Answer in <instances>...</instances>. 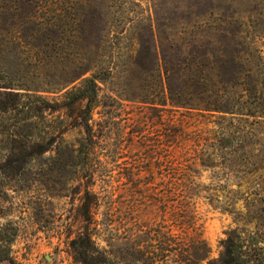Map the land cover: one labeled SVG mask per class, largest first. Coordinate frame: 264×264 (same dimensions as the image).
Wrapping results in <instances>:
<instances>
[{
    "label": "rangeland",
    "instance_id": "1",
    "mask_svg": "<svg viewBox=\"0 0 264 264\" xmlns=\"http://www.w3.org/2000/svg\"><path fill=\"white\" fill-rule=\"evenodd\" d=\"M257 1L46 0L44 15L50 21L57 12L61 16L56 25L62 31L60 38L49 39L59 46H49L45 64L36 55L37 65L29 67L26 76L30 87L50 91L41 97L51 107L58 106L33 108L37 116L27 119L26 108L19 107L11 115L0 113V264H80L71 241L86 231L98 235L99 247L108 250L111 224L107 223L113 219L114 205L125 212L130 207L149 222L163 201L171 212L170 187L193 146L200 118L183 109L164 111L142 100H160L159 83L166 76L162 61L174 65L184 43L190 46L196 36L217 50L220 37L214 28L232 27L223 21L226 13L239 17L246 42H255L257 49L251 56H264V11L255 9ZM153 45L158 60L155 71ZM241 46L246 56L244 41ZM89 60L96 63L97 76L106 78L98 82L93 107L87 111L86 99L68 106L67 88L61 85L79 70L74 64ZM262 72L257 69L259 76ZM170 75L169 85L175 88L179 78ZM78 83L80 79L74 82ZM31 92L25 100L34 99ZM240 117L249 133L238 144L231 180L220 176L215 187L233 194L230 190L237 189L241 177L252 171L249 189L262 193L264 119ZM3 122L16 133L12 151L4 149ZM22 143L26 151L19 150ZM16 162L21 164L18 169L9 168ZM218 170L228 172L223 166ZM211 173L203 170L200 181L210 184ZM145 206L152 220L144 214ZM198 206L210 258L219 256L221 241L235 230L256 241L251 264H264V201L251 208L254 215L249 224L238 213H245L241 203L231 213L204 200Z\"/></svg>",
    "mask_w": 264,
    "mask_h": 264
},
{
    "label": "trees",
    "instance_id": "2",
    "mask_svg": "<svg viewBox=\"0 0 264 264\" xmlns=\"http://www.w3.org/2000/svg\"><path fill=\"white\" fill-rule=\"evenodd\" d=\"M45 3L46 0H0L1 114L11 115L21 107L27 109V119L37 116L32 113L33 108L54 109L58 106L55 104L51 107L41 97V93L50 91L39 85L30 87L26 76L29 67L37 65L33 62L36 55L41 56L40 62L45 64L49 46H59L58 41L49 42V39L60 38L62 31L56 25L61 21V16L57 12L56 18L50 21L43 13ZM72 5L73 2H70L69 8ZM254 7L264 11V0L257 1ZM238 19L234 13H226L223 21L232 27L214 28L220 37L216 40L218 46L215 52L208 46L211 43L207 39L200 40L195 36L190 46L184 43L179 47L174 65L171 62L170 66V62L163 59L166 76L159 83L160 100L148 97L142 100L157 104L164 111L183 109L200 118L195 127L193 146L188 156L181 160L170 187V196L173 197L171 212L163 201L154 221L149 222L142 221V217L130 207L125 212L123 207L114 205L113 219L107 223L111 224L108 250L99 247L97 240L100 238L91 231L81 233L71 241L74 257L80 264L252 263L256 241L245 239L235 230H232V237L227 236L221 241L219 256L210 258V247L201 233L202 217L198 206L204 200L213 208L231 213L236 212V205L241 203L245 213L242 214L240 210L238 213L249 224L254 215L251 208L258 201H264V192L255 193L249 189L252 171L241 177L243 183H238L237 189L230 190L233 194L227 193L225 188L215 187V183L221 180L220 176L225 181L231 180L238 144L249 133L245 130L246 121H242L240 116L264 119V75L257 73L258 68L264 70V56H251L257 46L254 41L246 42ZM71 20H75L74 17ZM243 41L248 48L246 56L241 54L244 51L242 46L238 47ZM153 48L156 61L152 71H155L158 60L155 45ZM95 64L91 60L74 64L79 70L63 81L61 87L67 88L64 97L68 98V106L86 99V110L93 107L98 82L106 78L97 76ZM103 68L107 74L110 73L108 66ZM86 73L90 75L83 77ZM170 73H176L179 78L175 88L169 85ZM78 79L80 83L74 84ZM29 91L34 94L33 100H25L30 96ZM252 98L253 102L250 101ZM10 126L2 123L7 142L4 149L7 151H12L16 136ZM19 148L26 151L25 143ZM20 165V162H16L9 168L18 169ZM221 166L228 172L218 170ZM203 170L212 172L210 184L200 181ZM143 212L152 220L149 206H145Z\"/></svg>",
    "mask_w": 264,
    "mask_h": 264
}]
</instances>
